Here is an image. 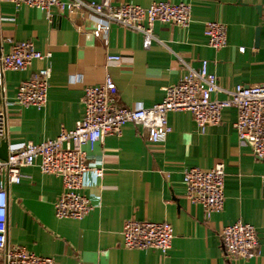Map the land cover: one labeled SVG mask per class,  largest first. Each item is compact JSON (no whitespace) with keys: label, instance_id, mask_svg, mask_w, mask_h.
Returning <instances> with one entry per match:
<instances>
[{"label":"crops","instance_id":"obj_1","mask_svg":"<svg viewBox=\"0 0 264 264\" xmlns=\"http://www.w3.org/2000/svg\"><path fill=\"white\" fill-rule=\"evenodd\" d=\"M94 1L144 7L156 1H185L192 18L186 29L156 22L153 33L163 44L153 41L144 47L139 32L115 23L105 43L94 36L93 24L82 12L67 15L54 10L47 16L36 8L1 1L0 52L9 51L8 40H28L36 50L50 53L26 69L4 72L0 110L6 114L8 148L72 129L83 115L84 86L102 83L107 74L114 81L117 103L127 107L160 102L164 88L187 73L184 62L196 69L206 59L223 88L264 84V0ZM208 21L225 25L223 48L207 45ZM107 54L120 59L106 61ZM42 67L51 72L46 105L37 109L15 104L20 82ZM235 118L236 110L225 108L220 124L200 132L190 112L173 111L167 114L171 131L163 142H151L144 128L126 124L120 135L84 144L89 169L81 192L92 207L81 219L56 218L54 202L62 191L59 176L43 174L37 166L22 168L20 182L7 188L8 241L51 257L54 264H264V160L240 144ZM219 162L226 172L224 207L206 215L184 197L183 171ZM98 168L103 169L101 177L96 175ZM128 219L169 222L173 239L168 253L124 248L120 232ZM237 220L256 228L258 246L252 258L224 256L220 230Z\"/></svg>","mask_w":264,"mask_h":264},{"label":"built area","instance_id":"obj_2","mask_svg":"<svg viewBox=\"0 0 264 264\" xmlns=\"http://www.w3.org/2000/svg\"><path fill=\"white\" fill-rule=\"evenodd\" d=\"M36 8L51 16L54 10L72 15L82 12L93 24L95 37L107 42L112 23L139 32L143 46L153 41L163 42L153 33L156 22L176 25L186 29L192 18L191 5L185 1H156L148 6L132 3L111 4L94 0H0ZM207 45L221 49L227 43V31L220 21L205 23ZM10 42L8 52H0V91L5 92L4 72L26 69L34 60L47 59L49 52L36 50L28 40ZM244 47H239L244 51ZM118 55L107 54L106 61H119ZM188 67L187 73L175 84L164 88V96L149 107H127L118 104L114 96L115 84L107 74L102 83L85 85L82 95L83 115L72 129L62 128L55 138L41 142H24L11 146L6 159H0V262L2 264H54L51 257L40 256L25 245L7 239L6 213L7 188L21 180V169L37 166L43 174L61 178L62 191L54 202L58 219L83 218L91 209L89 198L82 191L83 176L89 169L83 145L100 142L106 135H120L126 124L144 128L151 142H163L171 131L167 114L173 111L190 112L200 132L222 121V111L233 107L236 118L233 127L240 144L247 145L251 153L264 160V84H237L223 88L217 76L208 70V61L201 60L196 69ZM51 76L48 67H42L20 82L13 102L22 107L43 108ZM222 94V98L215 97ZM6 137V114L0 110V143ZM101 177L103 169H96ZM225 164L216 163L211 168L189 167L183 171L184 197L202 207L205 214L220 212L224 207ZM122 246L126 249H155L166 255L173 239L172 226L167 221L128 219L122 229ZM222 249L226 258H252L257 252L256 228L237 220L220 230Z\"/></svg>","mask_w":264,"mask_h":264},{"label":"water","instance_id":"obj_3","mask_svg":"<svg viewBox=\"0 0 264 264\" xmlns=\"http://www.w3.org/2000/svg\"><path fill=\"white\" fill-rule=\"evenodd\" d=\"M258 12L260 11V7H257ZM258 30V29H257ZM8 144L5 139H3L0 143V159H6L8 152Z\"/></svg>","mask_w":264,"mask_h":264},{"label":"rangeland","instance_id":"obj_4","mask_svg":"<svg viewBox=\"0 0 264 264\" xmlns=\"http://www.w3.org/2000/svg\"><path fill=\"white\" fill-rule=\"evenodd\" d=\"M0 264H2V262H0Z\"/></svg>","mask_w":264,"mask_h":264}]
</instances>
